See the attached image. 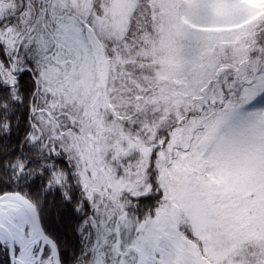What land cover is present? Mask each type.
<instances>
[{
    "label": "snow or ice",
    "instance_id": "snow-or-ice-1",
    "mask_svg": "<svg viewBox=\"0 0 264 264\" xmlns=\"http://www.w3.org/2000/svg\"><path fill=\"white\" fill-rule=\"evenodd\" d=\"M0 264H264V0H0Z\"/></svg>",
    "mask_w": 264,
    "mask_h": 264
}]
</instances>
